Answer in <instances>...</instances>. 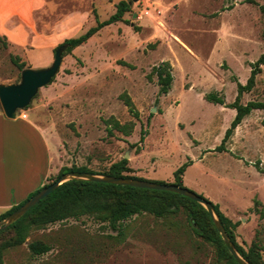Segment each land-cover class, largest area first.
I'll return each mask as SVG.
<instances>
[{"label": "rangeland", "instance_id": "rangeland-1", "mask_svg": "<svg viewBox=\"0 0 264 264\" xmlns=\"http://www.w3.org/2000/svg\"><path fill=\"white\" fill-rule=\"evenodd\" d=\"M119 1L47 0L37 17L39 31L51 34L71 13L80 15L86 30L96 23L94 10L107 19ZM127 1L131 10L124 20L65 51L54 80L18 111L52 132L46 134L53 173L45 184L56 181L64 166L107 175L125 156L130 175L173 183L175 170L192 159L184 186L238 221V241H260L264 258V110L246 116L219 149L236 114L227 106L236 99V79L245 84L264 51V0ZM81 24L67 34L83 33ZM55 48L20 47L0 35V83L20 81L22 70L13 57L25 68L47 67ZM163 61L171 63L174 81L157 101L158 77L152 69ZM211 91L226 104L205 99ZM124 92L138 117L120 98ZM251 100L264 101V65L254 88L242 97L243 103ZM142 129L146 134L140 143ZM256 199L261 202L257 210ZM125 225V233L117 234L84 216L34 228L23 244L4 252L0 264H217L215 249L194 234L184 213L166 218L146 213ZM12 235L2 234L0 243ZM36 240L51 250L32 254L29 244Z\"/></svg>", "mask_w": 264, "mask_h": 264}, {"label": "trees", "instance_id": "trees-1", "mask_svg": "<svg viewBox=\"0 0 264 264\" xmlns=\"http://www.w3.org/2000/svg\"><path fill=\"white\" fill-rule=\"evenodd\" d=\"M130 10L131 4L130 1L127 0H120L116 4L115 12L104 20H101L97 11L94 10L96 19L95 25L90 26L78 36L66 38L59 45H66V52L70 53L74 48L86 43L103 27L124 20V15ZM260 10L264 20V4L260 5ZM13 62L20 70L25 68V62L19 61V57H13ZM263 65L264 51L259 58L252 63L251 74L247 82L243 84L236 79V99L227 105L234 108L236 114L230 127L225 132L223 142L219 146V149L225 148L226 142L233 136L235 129L241 124L246 116L251 114L255 109L264 110V101L251 100L247 103L242 102L243 95L254 88L257 75L262 71ZM152 73L156 74L158 77V101L160 96L168 94L171 90L174 81L173 68L169 61H163L153 67ZM120 98L124 100L129 111L133 113L134 116L138 117L139 111L130 95L127 92H124L120 95ZM205 99L215 104H226L224 97L219 95L216 91L207 93ZM115 126L121 129L125 128V125H120L118 122L115 123ZM145 134L146 130L142 129L140 143L144 141ZM140 143H137L136 146L139 147ZM192 163L193 160L188 159L175 170V181L173 183L179 186H184V174L187 167ZM74 171L90 172V170L84 166H64L59 171L56 179L66 173ZM130 172H133V169L129 166V160L124 157L113 163L105 174L116 177L144 179L142 177L130 175ZM50 184L51 183L44 184L43 187L34 191L27 199ZM27 199L0 213V222L12 214ZM210 202L235 247L245 260L250 264H264L262 254L263 247L260 241L254 240L250 245L241 244L237 239L238 236L236 232L239 222L233 221L228 217L221 210L219 204H215L212 201ZM260 204L261 202L256 199V210L259 209L258 205ZM146 213L157 218H166L184 213L194 234L212 245L215 249L217 264H239L229 251L210 213L201 203L172 191L140 188L130 185L112 184L84 179H72L63 182L48 196L29 209L21 218L7 228L1 230L0 236L4 233L10 232H13L14 235L0 243V262L3 260L4 252L10 247L23 244L30 231L34 228H44L50 224L62 222L70 218L80 220L84 216H88L95 218L99 222L106 223L111 230L117 232V234H124L126 222L132 220L135 216ZM260 214L264 218V209H261ZM29 248L34 255H41L51 250L49 244L38 240L32 241L29 244Z\"/></svg>", "mask_w": 264, "mask_h": 264}, {"label": "crops", "instance_id": "crops-1", "mask_svg": "<svg viewBox=\"0 0 264 264\" xmlns=\"http://www.w3.org/2000/svg\"><path fill=\"white\" fill-rule=\"evenodd\" d=\"M46 6L47 0H0V35L11 44L20 47L31 44L33 49L50 52L66 38L73 37L67 34L72 27L82 23L79 29L85 30L80 15L71 13L51 34L40 32L37 17ZM46 133L52 132L28 116L11 119L0 108V213L43 187L53 173Z\"/></svg>", "mask_w": 264, "mask_h": 264}, {"label": "water", "instance_id": "water-1", "mask_svg": "<svg viewBox=\"0 0 264 264\" xmlns=\"http://www.w3.org/2000/svg\"><path fill=\"white\" fill-rule=\"evenodd\" d=\"M66 47V45H59L56 47L54 51V59L49 66L42 68H24L21 71V78L19 82L8 84L0 83V108L8 118H16L18 116V111L28 107L33 98L38 94L40 89L52 82L53 78L57 75L62 65L64 57L63 55L66 51ZM125 158H127V156H125ZM72 179H84L112 184L130 185L140 188L172 191L187 196L201 203L208 210L229 251L239 262V264H250L245 260V258L235 247L233 241L231 240L229 234L223 226L222 221L220 220L212 203L209 200H207L200 194L186 188L185 186H179L175 183L156 182L133 177H116L111 175L95 174L92 172L76 171L66 173L47 187L39 190L35 195L27 199L6 219L0 222V231L7 228L12 223L21 218L29 209L36 205L40 200L48 196L60 184Z\"/></svg>", "mask_w": 264, "mask_h": 264}, {"label": "built area", "instance_id": "built-area-1", "mask_svg": "<svg viewBox=\"0 0 264 264\" xmlns=\"http://www.w3.org/2000/svg\"><path fill=\"white\" fill-rule=\"evenodd\" d=\"M23 118H26L27 117V114L25 112L21 113L20 114Z\"/></svg>", "mask_w": 264, "mask_h": 264}]
</instances>
